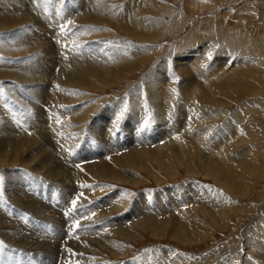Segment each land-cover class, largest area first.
Returning a JSON list of instances; mask_svg holds the SVG:
<instances>
[{"label":"rangeland","instance_id":"374dc122","mask_svg":"<svg viewBox=\"0 0 264 264\" xmlns=\"http://www.w3.org/2000/svg\"><path fill=\"white\" fill-rule=\"evenodd\" d=\"M0 1H6L8 4L6 7L0 6V17L8 20L0 22V26L3 25L0 27V105L7 108L8 104L12 105L17 100L20 102L19 96L13 91L27 86L30 88H28L29 93L26 92L28 97L24 100V104L31 98L36 101V104L29 103L30 107L34 105V108H31L33 111L21 108L20 113L27 116L29 114V118H33V124L24 123L23 127L26 129V126L31 125L32 129L28 128V132L19 129L0 131V140H25L22 141L25 143L17 149L9 148L4 154H0V176L10 175L9 177L14 178H18L20 174L33 176L39 183L45 185L29 191L24 187L27 179L13 183L11 178H7L5 183L7 186L3 185L0 188L6 198L10 194L9 201L4 196L5 202L10 203L12 197L22 195L24 196L22 202L25 205H29L26 197L42 202L43 207H46L44 208L46 211L41 214L43 218L32 216L27 211L23 213L26 212L27 218L31 215L30 219L42 225L44 229L50 228V219L46 218L48 214L52 219L57 214L59 217L67 214L65 210L57 212L52 209L53 206L57 209H67L68 205L73 206L74 200H77L76 206L79 205L83 199L81 193L87 187L94 192L98 191L92 193V200L88 202L93 212H98V204L104 201L106 204L102 209L113 208L111 203L113 196L122 194L119 201L120 208L111 210L103 221L104 224H108L109 229L113 228L110 232L117 229L128 231L121 237L125 239L123 243L113 246L114 244L107 242L102 245L99 252H95L97 257L95 259H100L101 264H264V246H262L264 245V0H91L89 6H86L88 0H77L78 3L76 0ZM15 13H18L17 16ZM14 19L24 22L10 24L9 22ZM68 21L71 23L69 24ZM28 22L36 24L33 26ZM3 23H9L10 27ZM43 25L44 27H41ZM34 28L37 29L36 32ZM23 30L32 31L35 36L34 41L25 45V39L21 38L22 40L17 41L20 42L18 47L11 36L15 33H23ZM77 30L80 31L76 32ZM72 35L78 38L69 42L71 47L80 45L76 49L88 53H93L101 47L104 50L105 62H101L102 70L84 76L87 80L83 82L79 80L78 85L64 86L65 89L62 90L66 91L69 98H73L68 107L54 96L59 101L58 109H62L65 120H69L67 128L61 129L60 124L51 127L45 121L46 114H51V121H55L54 117L57 116L55 111L57 107L51 104L56 99L51 98V95L47 96L43 90L46 88L48 93L51 92V85L48 86L47 83L37 85L36 81L28 80L20 82L14 70L20 65L30 64L38 50L47 52L45 51L47 46L46 50L49 49L47 55L50 53L48 56L50 70L53 72L44 75L49 78V82L54 83L55 76L59 72L56 66L61 64L57 62L62 61V56L59 57L60 53L56 54L61 43L68 42L67 39L70 41ZM2 36L6 38L4 40L7 44ZM46 36H52V39ZM208 52L213 54L211 60L207 59ZM194 60L196 66H193ZM92 66L90 65V69ZM173 77L179 79L175 80ZM38 86L43 88L40 98H36V93L40 91L37 89ZM25 91L24 88L22 92ZM190 91L192 93L195 91V94L191 93V95ZM13 99H17L16 102ZM4 108L0 109V116L3 122H9L6 120L9 112L7 113ZM72 108L90 109L84 123L78 122V118H74L72 113L70 118L67 112ZM112 111L116 114L118 122L107 129V126L101 123L100 116ZM76 113L77 111L74 114ZM145 121L148 122L147 126ZM177 121L174 139L171 141H175L173 145L176 143L180 145L178 146L181 147L180 156L172 149L170 153H168L169 149H161V152L166 153L157 154L154 159L145 155L142 161L130 158L129 151L133 148L151 146L135 145L134 143L142 138L140 135L136 142H133L132 138L130 141L126 140V136L132 131L129 125L133 126L137 122L139 126L141 125V129L155 130L161 125H171ZM232 130H235L240 138H244L243 142H241L242 138H238L240 139L238 142L236 135L232 141L227 140ZM116 131L119 133V139H124L120 149L110 150L107 145L102 149L99 143V152L92 156V160L99 162H109L112 158L122 160L123 168L118 169L128 172L125 179L130 183L122 182L119 175L114 177L111 175V178L113 177L112 179L118 183L110 179L104 180L100 176L94 180L97 182H81L78 171L82 169L84 171L85 166L90 165L88 157L85 161H81L78 157L86 142L85 138L89 136L94 138L102 132L101 135L105 137L103 139L106 142L107 138L113 136ZM28 135L32 136L33 140H49L53 148L46 144L41 146H36L35 143L27 144ZM218 141H223V145H218ZM162 143L168 142L157 138L152 145L157 149L156 146ZM102 144L104 145L103 141ZM39 149L42 150L43 156H46L44 158L46 164L42 166L44 169L41 174L38 173L40 177L33 175L36 174L35 169L39 164V160L35 159L37 157L35 153L37 150L40 151ZM13 151L15 156L12 154ZM244 151L250 153L245 157L246 160L240 158ZM214 155L218 157L214 158ZM214 159L218 163L221 162L220 164L223 162V166L225 163L227 167L224 166L223 170L215 168ZM244 165L252 166L251 174L245 173L248 170ZM228 168L229 172L226 170ZM48 170H55L57 173L49 175ZM61 170L69 174L66 184H62L58 179ZM208 171L212 173L209 174ZM8 187L15 194H11ZM41 188L47 192L55 188L58 198H46L50 196L49 194L40 196ZM178 189L188 191L189 194L193 193L189 195L192 198L187 202L193 201V203L181 209L183 213L169 210V213L163 211L164 213L160 215H147V221L162 222L159 224L161 230L159 236L152 235L150 230L152 225L131 228L135 223L144 224L142 213L148 212L143 205V201L146 200V197H143L144 193L149 194L152 199H159L163 195L162 192H177ZM8 207L12 209L11 203ZM39 207L38 204L34 206L35 209L42 211ZM212 208L213 211L215 210L214 221L208 217ZM178 215H181V220L184 222V231L181 237L175 239L173 226L165 221L171 219L170 222H176L175 218ZM0 220L4 222L6 219L1 215ZM79 220L76 221L78 224L81 222L79 226H82L85 220ZM108 228L103 227V231L108 233ZM60 229L62 230L61 227ZM73 229L70 233L74 235L72 240H68L70 235L49 240L55 250L51 249L50 254L46 256L36 253L38 243V247L31 245V250L18 249L20 251H17L19 252L17 254L21 255L22 259L29 260L31 262L29 264H37L34 263V259H37L39 264L40 262L41 264H80L84 259V252L74 250L73 244L82 242L74 239L76 228ZM187 232L192 234L187 236ZM3 250V254L8 255L11 252L5 249V253Z\"/></svg>","mask_w":264,"mask_h":264},{"label":"bare ground","instance_id":"6f19581e","mask_svg":"<svg viewBox=\"0 0 264 264\" xmlns=\"http://www.w3.org/2000/svg\"><path fill=\"white\" fill-rule=\"evenodd\" d=\"M32 1V0H31ZM77 1V0H76ZM75 1V2H76ZM81 1V0H80ZM84 1V0H83ZM147 1V0H146ZM71 2V1H70ZM74 2V1H73ZM90 2L91 0H88V2L86 3V6H89L90 5ZM78 3V1H77ZM75 3V4H77ZM84 3V2H83ZM58 4V2H57ZM3 6V7H6L8 4L6 1L2 2L0 1V6ZM30 6V5H29ZM70 6V5H68ZM67 7V6H66ZM76 7V5H75ZM78 7V6H77ZM57 8V7H56ZM55 8V9H56ZM79 8V7H78ZM69 9H72L69 7ZM80 9V8H79ZM68 10V9H67ZM85 10V8H84ZM1 11V10H0ZM58 11V10H56ZM64 11V10H63ZM66 11V10H65ZM70 11V10H69ZM76 13V12H75ZM1 14V13H0ZM14 14V13H13ZM16 14V13H15ZM18 14V13H17ZM16 14V16H17ZM3 15V14H2ZM24 15V14H22ZM26 15V14H25ZM65 15V14H63ZM4 16V15H3ZM21 16V15H20ZM30 16V15H29ZM9 17V16H8ZM26 17V16H25ZM66 17V16H65ZM69 17V16H68ZM74 17V16H73ZM12 18V17H11ZM21 18V17H20ZM19 18V19H20ZM67 18V17H66ZM78 18V17H77ZM13 19V18H12ZM22 19V18H21ZM24 19V17H23ZM60 19V18H59ZM8 21L7 18H3V17H0V22H5ZM42 20V19H41ZM61 20V19H60ZM68 20V19H67ZM20 20L18 19H14V21H11L9 22L10 24L14 23V24H18ZM26 21V20H25ZM24 22V21H23ZM23 22H19V23H23ZM37 22V21H36ZM39 22V21H38ZM6 24V23H3L5 26L6 25H9ZM31 24V22H28ZM26 24V23H25ZM29 24V25H30ZM33 24V23H32ZM31 24V25H32ZM36 24V23H34ZM33 24V26H34ZM83 24V22H82ZM46 25H49V24H46ZM3 26V25H2ZM0 26V27H2ZM5 26H4V29H5ZM32 26V27H33ZM36 26V25H35ZM38 26V25H37ZM40 26V25H39ZM79 26V25H78ZM83 26V25H82ZM10 27V25H9ZM41 27H44L41 26ZM19 28V27H18ZM29 28V27H28ZM39 28V27H38ZM8 29V28H7ZM26 29V28H25ZM43 29V28H42ZM85 29V28H84ZM33 30V29H32ZM37 30V29H36ZM35 28H34V31L36 32ZM51 30V29H50ZM42 31V30H41ZM74 31V30H73ZM80 31V30H79ZM78 30L76 32H79ZM32 32V31H31ZM31 32H28V31H24L23 30V33L20 32L19 34H13L11 36V39L14 40L17 44H18V47L19 46V43L20 42H17V41H20L21 38H24V44L28 45V43L31 44L32 40L34 41V33H31ZM14 33V32H12ZM41 33V32H40ZM36 35V34H35ZM44 35V34H43ZM47 35V34H46ZM59 35V34H58ZM84 35V34H83ZM9 36V35H8ZM7 36V37H8ZM37 36V35H36ZM41 37V36H40ZM44 36H42L43 38ZM47 37V36H46ZM52 37V36H51ZM51 37H47V38H51ZM3 38V36H2ZM46 38V39H47ZM55 38V37H54ZM61 38V37H60ZM71 40L69 41V39H67L68 42H64V43H61L60 45V49H59V52L56 54L58 55L59 53V57L60 55L62 56V61H59L57 63H61L60 65H57L56 68H58L59 72H58V75H56V79H55V82H49V78H47L46 75L44 74H49V72L51 71L50 70V65H49V60H48V56L50 55H47L48 53V50H46V47H45V51L47 52H44L42 50H38V52L36 50H33V51H36V55L34 56V59L31 61V63H24L25 65H20V67H16L15 70H14V74L16 75L17 74V78L20 80V82H26L25 80H28L29 82L31 81H36L35 83H37V85H39L40 83H47L49 84L48 86L51 85V92L48 93V89L46 88H42L41 86H38L39 88H37L38 91L36 93V98H40V93H42L41 89H43L45 92H46V95L47 96H50L51 95V98H54V96L58 97L60 100H62L64 102V104H66L67 106L65 107H68V105H70V103H72V99L73 98H69L68 97V94L66 93V91L62 90V89H65V85L67 84H75V85H78V81L80 80L81 82L87 80L84 76L90 74L91 72H95V71H100L102 70L103 68V63L101 62H105V59H104V50L99 47L97 49V51L93 52V53H88L87 51L85 50H77L76 47L80 46V45H77L75 48L71 47L69 42L72 41V39H76L78 38V36L76 35H72L71 37ZM6 40V38H3V40ZM52 39V38H51ZM84 39V38H83ZM4 40V42H5ZM9 40V39H8ZM22 40V39H21ZM42 40V39H41ZM57 40V39H56ZM50 41V40H49ZM55 41V40H54ZM63 41V39H62ZM61 41V42H62ZM81 41V40H79ZM3 42V43H4ZM10 42V41H8ZM23 42V41H21ZM44 44H45V40L43 41ZM48 42V41H47ZM56 42V41H55ZM54 42V43H55ZM58 42V41H57ZM73 42V41H72ZM7 44V41L5 42ZM60 43V42H59ZM75 43H78V42H75ZM88 43V42H87ZM5 44V45H6ZM11 44V43H10ZM9 44V45H10ZM14 44V43H13ZM16 44V45H17ZM43 44V43H42ZM47 44V43H46ZM74 44V43H73ZM37 45H38V42H37ZM55 45V44H54ZM24 46V45H22ZM40 46V44H39ZM49 46V45H48ZM95 46V45H94ZM102 46V45H101ZM9 47V46H8ZM7 47V48H8ZM28 47V46H27ZM26 47V48H27ZM31 47V46H29ZM51 46H49L50 48ZM54 47V46H52ZM56 47V46H55ZM96 47V46H95ZM103 47V46H102ZM22 48V47H21ZM20 48V49H21ZM33 48V47H32ZM41 48V46H40ZM38 48V49H40ZM48 48V47H47ZM18 49V48H17ZM31 49V48H29ZM52 49V48H50ZM58 49V48H56ZM80 49V48H78ZM86 49V48H85ZM22 50V49H21ZM21 50H18V51H21ZM55 50V49H54ZM93 50V48H92ZM29 51V50H28ZM51 52V51H50ZM53 52V51H52ZM55 52V51H54ZM91 52V51H90ZM202 53V52H201ZM106 54V53H105ZM111 55V54H110ZM109 55V56H110ZM118 55V54H117ZM121 55V54H120ZM53 56V55H51ZM196 56V55H195ZM58 58V57H57ZM199 58V57H198ZM201 58V57H200ZM118 59V58H117ZM124 59V58H123ZM197 59V58H196ZM55 60V59H53ZM104 60V61H103ZM121 60V59H119ZM57 61V60H56ZM199 60H197L198 62ZM202 61V60H201ZM5 62V61H4ZM3 62V63H4ZM20 63V62H19ZM56 63V64H57ZM195 60H194V64L193 66H196L195 65ZM93 65L90 69V65ZM197 64V63H196ZM52 65H54L52 63ZM182 65V64H181ZM185 65V64H184ZM191 65H192V62H191ZM11 66V65H10ZM88 66V67H87ZM240 66V65H238ZM237 66V67H238ZM52 67V66H51ZM236 67V66H235ZM74 68V69H73ZM216 68V67H215ZM239 68V67H238ZM22 69V70H21ZM54 69V68H53ZM56 70V69H55ZM214 70V69H213ZM213 70L211 72H213ZM13 71V70H12ZM20 71H23V73H21ZM200 71V70H199ZM3 72V71H1ZM53 72V71H51ZM201 72V71H200ZM12 73V72H11ZM102 74V73H100ZM210 74V73H209ZM211 74H214V73H211ZM216 74V73H215ZM240 74V73H239ZM29 75V76H28ZM41 75V76H40ZM96 75V74H95ZM199 75V74H198ZM203 75V74H201ZM210 76V75H209ZM102 77V76H101ZM188 76H186L187 78ZM190 77V76H189ZM201 77V76H200ZM207 77V76H206ZM212 77V76H211ZM226 77V76H225ZM224 77V78H225ZM204 78V77H203ZM221 78H223L221 76ZM202 80V79H201ZM210 80V79H208ZM207 80V81H208ZM218 80V79H217ZM253 80V79H252ZM251 80V81H252ZM27 81V82H28ZM48 81V82H47ZM245 81V80H244ZM188 82V81H187ZM246 82V81H245ZM249 82V81H248ZM205 83V82H204ZM53 84V85H52ZM249 84V83H248ZM36 85V86H37ZM43 86V85H42ZM248 86V85H247ZM251 86V85H250ZM44 87V86H43ZM74 87V86H73ZM75 87H79V86H75ZM25 88V92H22V90ZM28 88H30L29 86L27 87H23L19 90H15L13 91V93L17 96H19L18 98L20 99V102L17 100V102L14 100V102L16 103H13L12 105H9L8 104V107L7 108H4V106L2 107L0 105V109L4 108L6 110V112L8 113L6 116L8 117V120L9 122H3L4 120L1 118L0 116V131L3 130V129H6V130H11V129H15V130H26L27 132L29 131V129L31 128L32 129V126H26V129L23 128L24 127V123L26 124H33V118H29V114L27 116L26 115H20L21 113V108H27L28 110H31L33 111L31 108H34V105H32L33 107H30L31 105H29V103H34L36 104V101L35 99L33 100H26L27 103L24 104V100L28 97L26 95V92H28ZM82 88V87H81ZM251 88V87H250ZM184 89V88H183ZM186 90V89H185ZM190 90V89H189ZM189 90H187L189 92ZM31 93H32V89L30 90ZM186 91V92H187ZM196 91V90H195ZM195 91L194 93H192L190 91V94H195ZM187 92V93H188ZM199 92V91H198ZM20 93H23L22 95H20ZM29 93V92H28ZM197 93V91H196ZM45 94V93H44ZM191 94V95H192ZM186 95V94H185ZM198 96V94H196ZM200 95V94H199ZM196 96V97H197ZM201 96V95H200ZM209 96V95H208ZM184 97V96H183ZM211 97V96H210ZM6 98V97H5ZM212 98V97H211ZM3 99V98H2ZM56 99L55 102L51 103L54 107H57L55 109V111L57 112V116L54 117L55 118V121H51L50 120V115L49 114H46L45 115V121H46V124L48 126H53L54 124L56 125H61V129H66L67 128V122L69 120H65V117H64V112L62 109H58L59 106H57V104L59 103V101L57 100V98H54ZM53 99V100H54ZM79 99V98H78ZM210 99V98H209ZM0 100H1V97H0ZM213 101V100H212ZM11 102V101H10ZM214 102V101H213ZM38 103V102H37ZM28 104V105H27ZM27 105V106H25ZM169 105V104H168ZM218 106V105H217ZM15 110V111H14ZM16 111L18 113H16ZM77 111L76 114H74L75 112ZM182 111V110H181ZM53 112V111H52ZM51 112V113H52ZM89 112H90V109L89 108H86L85 110H80V108H72L69 112H67V114H69L70 118H71V114L72 113V116L74 118H78V122H83L84 123V120L85 118L87 117V115H89ZM104 112V111H103ZM109 112V111H108ZM105 113V112H104ZM184 113V112H183ZM3 114V112L1 113ZM33 114V113H32ZM74 114V115H73ZM103 114V113H102ZM53 115V114H52ZM116 114H114V112L112 111V113H108L107 115L105 116H100V120H101V123L104 125V126H107V129H109L110 127H113L115 126V124L118 122L117 118L115 117ZM5 116V115H4ZM5 118V117H4ZM52 119V118H51ZM179 120V119H178ZM181 120V119H180ZM77 121V120H76ZM75 121V122H76ZM40 122V121H38ZM37 123V122H36ZM70 123V122H69ZM99 123V124H101ZM73 124H76V123H73ZM106 124V125H105ZM178 124V121L175 122L174 124H169V125H161L160 128L158 129H155V130H152L151 128H144V131L141 132V128L140 126L138 125V123L136 122L135 125L131 126L129 125L130 127H132V131L131 133H129L127 136H126V140L130 141V138H132V141L133 142H136L137 139L139 138V135L142 136V138L140 140H138L136 143H134L135 145H150L151 147H135L133 148L131 151H129L130 153V158H133V159H137L139 161H142L144 155L147 157H151L154 159V157H157V154H160V153H166V152H161V149H169V152L171 151V149L177 154L180 156V148L181 147H178L180 145H177V143L175 145H173L172 142L173 139H174V135L175 134V128ZM183 124V123H182ZM181 124V125H182ZM23 125V126H22ZM41 125L42 127H44V124L43 122H41ZM55 125V126H56ZM188 125V124H187ZM72 126V125H71ZM84 126V125H83ZM80 127V126H78ZM29 128V129H28ZM39 129L41 128L38 127ZM157 128V127H156ZM95 130V129H94ZM101 130V129H100ZM33 132V131H32ZM127 132H129V130L127 129ZM30 133V132H29ZM28 133V134H29ZM41 134V133H40ZM101 134H103L101 132ZM101 134H98L96 135L94 138L92 137H88V138H85L86 139V142L84 144V147H83V150L82 152L80 153V155L78 156L80 158L81 161H85V158L88 157L90 159V161H88V164L90 163V165H87L85 166L84 168V171L82 170H79L78 173H75V174H78L79 175V179L81 182H86V183H93V182H97V181H94L96 180L99 176L104 179V180H107V179H110L112 182H117L115 180H113L112 178L116 175H119L120 176V179L122 180V182H128V179H125L127 178V173L128 172H125V171H121L119 170L118 168H123L122 166V160L121 161H118L117 159L115 158H112L109 162H99L98 160H92V156H95L98 152H99V143H100V146L102 147V149L104 148L105 145H107L110 150H116L118 151L121 147V144L124 142L122 140L119 139V133L116 131L113 133V136H110L107 138V141L105 142V140ZM230 138H226L227 140H231L236 136L237 137V141L239 142L240 138L239 137V134L237 135L236 131L235 130H232L230 133ZM42 135V134H41ZM21 136V134H20ZM57 137V135L55 136ZM173 137V138H172ZM158 139H164L166 140L168 143H165L160 146H156L157 149L155 148L154 145V142ZM181 138V137H180ZM238 138H240L238 140ZM36 139V138H35ZM172 140V141H171ZM244 138H242V141L243 142ZM22 141H25V140H21V139H16V140H0V154H4L9 148H13V149H17L18 147H20L22 144H24L25 142H22ZM102 141L104 143V145L102 144ZM163 141V140H162ZM6 142V143H5ZM161 142V141H160ZM235 142V141H234ZM26 143L27 144H32V143H35L36 146L39 145H49L51 148H53V145L52 143L49 141V140H40V139H36V140H33L32 136L28 135L27 136V140H26ZM153 144V145H152ZM239 144V143H237ZM218 145H223V141H218ZM236 145V144H235ZM235 147V146H234ZM88 148V150H87ZM233 148V147H232ZM107 149V148H106ZM219 149V148H218ZM40 150V149H39ZM98 150V151H97ZM124 150V149H123ZM144 150V151H142ZM11 151V150H10ZM93 152V153H92ZM122 152V151H121ZM93 155H92V154ZM182 153V152H181ZM185 153V151H184ZM13 156H15V151H13ZM36 158L35 159H38L39 160V164L38 166L36 167L35 171H36V174L34 173L33 175H36V176H39L40 175L38 173H40L41 171H43V165L46 164L45 163V160L43 156V152L42 150L40 151H36ZM247 154L250 155V153H248V151H244V153H242L240 155V158L241 159H245V157L247 156ZM1 156V155H0ZM185 156V155H184ZM3 157V156H2ZM35 157V156H33ZM97 157V156H96ZM186 157V156H185ZM214 158H217L218 156L214 155L213 156ZM249 157V156H248ZM34 159V158H33ZM221 161H222V158H220ZM246 160V159H245ZM87 161V160H86ZM214 163L215 164V168H219L220 170H223L224 166H225V163H224V166L220 163H218L215 159H214ZM3 162V161H2ZM34 162V160H33ZM206 162V161H205ZM209 162V161H208ZM30 163V162H29ZM252 163V162H251ZM245 164V163H244ZM67 165V164H66ZM214 165V164H213ZM252 165V164H251ZM61 166V165H60ZM69 166V165H67ZM206 166V165H205ZM223 166V167H222ZM245 166V165H244ZM35 167V166H34ZM33 167V169H34ZM45 167V166H44ZM71 167V166H69ZM210 167V165H209ZM227 167V166H225ZM249 167V168H248ZM252 166L248 165V166H245V168L248 170H246L247 174H251L252 173ZM80 168V167H79ZM52 169V168H51ZM225 169V168H224ZM92 170V171H91ZM227 172H229V168L226 169ZM81 171V172H80ZM11 172V171H10ZM46 172V171H44ZM209 172V171H208ZM215 172V171H214ZM231 172V171H230ZM240 172V171H239ZM242 172V171H241ZM240 172V173H241ZM12 173V172H11ZM55 173H57L55 170H48V174L49 175H54ZM212 173V172H211ZM209 172V174H211ZM216 173V172H215ZM218 173V172H217ZM238 173V172H237ZM244 172H242L243 174ZM244 173V174H245ZM13 174V173H12ZM18 174V173H17ZM16 174V175H17ZM41 174V173H40ZM123 174V175H122ZM221 174V173H220ZM219 174V175H220ZM228 174V173H227ZM241 176H244L242 175ZM254 174V173H253ZM19 175V174H18ZM17 175V176H18ZM77 175V176H78ZM111 175H113V177L111 178ZM222 175V174H221ZM238 175V174H237ZM236 175V176H237ZM246 175V174H245ZM10 175H5L4 176V187L7 186V184L5 185V183H7V178H11L13 180V183H19V182H22L21 180H24L26 181L25 179H27V183H25V188L29 189L30 190H34V189H37L38 187H42V186H45L41 183H39L37 181V179L33 176H23L20 174V176L17 178V177H9ZM57 176V175H55ZM75 176V175H74ZM82 176V178H81ZM133 176V175H132ZM216 175L214 174V177ZM228 176V175H226ZM240 176V175H239ZM69 177V174L67 173V171H62L61 170V174L60 176L58 177L59 180H61L62 184H66V179ZM220 177V176H219ZM229 177V176H228ZM17 178V179H16ZM57 178V177H56ZM73 178V177H72ZM218 178V177H217ZM223 178V177H221ZM19 179V180H18ZM47 179V178H46ZM55 179V178H54ZM57 179V180H58ZM219 179V178H218ZM49 180H52L51 178H49ZM58 180V181H59ZM223 180V179H222ZM232 180V179H231ZM219 181V180H218ZM221 181V180H220ZM50 182V181H49ZM56 182V181H54ZM60 182V181H59ZM58 182V183H59ZM71 182V181H70ZM70 182H69V185H70ZM228 182V181H227ZM23 183V184H24ZM118 183V182H117ZM223 183V182H222ZM2 185V186H3ZM18 185V184H17ZM134 185V184H133ZM194 185V184H193ZM226 185V183H225ZM47 187V186H46ZM1 188V187H0ZM83 188H86V187H83ZM227 188V187H226ZM9 189V187H8ZM11 189V188H10ZM9 189V190H10ZM58 189V188H57ZM81 189V188H80ZM94 189V188H93ZM25 190V189H24ZM42 190V193L40 194L41 195H50V196H47L46 198L48 199H57L58 195H56L55 191L56 189L53 188V191L52 190H49L48 192L45 191V189ZM95 190V189H94ZM2 190L0 189V193H3L1 192ZM11 191V194H15V193H12L13 190H10ZM17 191V189H16ZM28 191V192H29ZM37 191V190H36ZM39 191V190H38ZM58 191V190H57ZM81 191V190H80ZM175 191V190H174ZM21 192V191H20ZM95 192L97 193L98 191L95 190ZM94 191H92L90 189V187H87L86 189H84V192L82 193V196H83V199L81 200L82 202L79 203V205H77L75 208L72 206V205H68L67 209H57L56 207H52V209L56 210L57 212L58 211H66V215L65 216H61L59 217V215L57 214L53 219L51 217H49L47 215L46 218L50 219L49 220V224H50V228L48 227H45L44 229L42 228L43 226L38 224L37 222H34V220H31L30 219V216L27 218L26 217V212L23 213L24 211H27L29 212L30 214L35 215V216H41L42 213H44L43 211H46L44 208L46 207H43V205L41 203H39L38 201H36L34 198H28V203L29 205H25L23 202H22V197H24L23 195L21 197H12L11 199L13 200H10V203L12 205V209H9V204L8 201V197H10V194L7 196L6 198V195L2 194L0 195V219H1V215L6 219L4 222H2L0 220V242H3V244H5L6 246H11V248H4L3 251L8 250V251H11L12 254H3L2 251H0V264H20V261H21V264H29L31 263L29 260H24L22 259L21 255H18L17 251H20L22 248L23 250H28V248L30 249V246L31 245H36L39 247L36 249V253H42L44 254L45 256L50 252L51 249L55 250L54 249V246L52 243H50L49 240L52 241V239L54 238H59L61 236H66L70 235V238L68 240H72V233L74 231L73 228H76V236L74 239H77V240H80L82 243H77V244H73L75 246V251H80V252H84V256H83V261L80 262V264H101V261L100 259L97 260L95 258H97L95 256V252H99L102 245L106 244L107 242H111L112 244H114L113 246H117L119 243H123V241H125V239L121 238L122 235L125 233H127V231H124V229H117L115 230L116 233L114 234L115 231H112L110 232V229H113V228H108V224H104V221L103 219L105 218V215L106 214H109L111 210H115L116 208L119 207V201L121 200V195L122 194H117V195H114L113 196V199L111 200V203L113 204V208H104L102 209V206H105V201L101 204H98L99 206L97 207L98 209V212H93L92 209L89 207V204L88 202L92 200V193H95ZM9 193V192H8ZM60 193V192H58ZM20 194V193H19ZM38 194V193H37ZM162 196L161 198H154L152 199L150 196H148L149 194L147 193H144L143 194V197H146V200L143 201V205L144 207L146 208V213H142L144 216V219L143 222L144 224L140 223L141 225L135 223L134 225L131 226V228H140L142 227L143 225H152L153 227L150 229L152 231V235L154 236H159L161 234V230L159 229V224L162 223V222H157L156 220L154 222H150V221H147V215H160L162 213H169L170 211L169 210H173L174 211H180L183 213V211H181V209H183L185 206H188L190 205L192 202H189L187 203L190 198H192L191 196L189 195H193V193L189 194L188 191H182V190H179L177 192H171V193H167V192H162ZM60 195H62L60 193ZM185 195H188V196H185ZM4 196L6 198V200H8L7 202H5V199H4ZM14 196V195H13ZM34 196V195H33ZM63 196V195H62ZM35 197V196H34ZM197 197V196H196ZM18 198H20V200H18ZM82 198V197H81ZM112 198V197H111ZM194 198V197H193ZM42 199V198H41ZM115 200V202H113ZM19 201H21L22 203H20ZM77 201V200H76ZM45 202V201H44ZM49 202V201H48ZM53 202V201H52ZM57 202V201H56ZM100 202V201H99ZM8 203V204H7ZM51 203V202H50ZM62 203V202H61ZM64 203V202H63ZM198 204V202H196ZM36 204H38L40 207V209H42V211H39L37 210V208L35 209L34 206H36ZM49 204V203H48ZM47 206H50L48 205ZM52 204V203H51ZM213 204V202H212ZM64 205V204H62ZM141 205V204H140ZM216 205V204H215ZM91 206V205H90ZM62 207V206H61ZM65 208V206H63ZM62 207V208H63ZM217 207V206H216ZM38 208V209H39ZM48 208V207H47ZM59 208V207H58ZM120 208V207H119ZM211 208V207H210ZM96 209V210H97ZM219 209H221L219 207ZM51 210V209H50ZM53 211V210H51ZM108 211V212H107ZM137 211V210H136ZM164 211V212H163ZM203 211V210H202ZM208 211V210H207ZM48 212V211H47ZM133 212V211H132ZM135 212V211H134ZM215 210L213 211V208L212 210H209V219L211 221H214L215 219ZM52 213V212H51ZM223 213V212H221ZM53 214V213H52ZM179 214V213H178ZM207 214V215H208ZM131 215V214H130ZM220 215H218L219 217ZM223 216V215H222ZM42 217V216H41ZM217 217V216H216ZM43 218V217H42ZM220 218V217H219ZM218 218V219H219ZM79 219H84V223H82V226H78L77 227V222L76 220H79ZM133 219V218H132ZM156 219V217H155ZM223 219V218H222ZM102 220V221H100ZM176 222H170L171 219L169 220H166L165 222L167 223H171V225L173 226V230H174V238L175 239H178L179 237L182 236L183 234V231H184V222L183 220H181V215H178L176 218H175ZM80 221V220H79ZM145 221H146V224H145ZM223 221V220H222ZM41 222V221H40ZM42 222H43V219H42ZM41 222V224H42ZM83 222V221H82ZM114 222V221H113ZM125 222V221H123ZM218 222V221H217ZM221 222V221H220ZM47 223V221H46ZM81 222H79L80 224ZM120 223V222H119ZM214 223V222H213ZM218 224V223H217ZM126 225V224H125ZM60 227L62 228V230L60 229ZM103 227L104 228H108L109 229V232L106 233L103 231ZM115 227V226H114ZM120 227V226H119ZM73 229V230H72ZM126 229V228H125ZM72 230V232H71ZM105 230V229H104ZM140 230H145V229H140ZM173 232V231H172ZM28 233V234H26ZM43 233V235H42ZM75 233V232H74ZM73 233V234H74ZM124 234V235H125ZM129 234V233H128ZM137 234V233H136ZM190 234H192V232H187V236H189ZM123 235V236H124ZM117 236V237H116ZM37 240V242H35V238ZM67 237V238H68ZM133 239V238H131ZM57 240V239H56ZM34 241V242H33ZM122 241V242H121ZM38 243V245H37ZM70 243V242H69ZM110 243V244H111ZM44 244V245H43ZM101 244V245H99ZM41 245H43L41 247ZM66 245V244H65ZM79 245H81V248H79ZM97 245H99V247H97ZM53 246V247H52ZM106 246V245H105ZM111 246V245H110ZM264 246V245H262ZM72 247V246H71ZM112 247V246H111ZM34 248V247H33ZM20 249V250H18ZM32 249V248H31ZM30 249V250H31ZM6 253V251H5ZM50 254V253H49ZM99 256V254H97ZM18 256V258H17ZM79 256V255H78ZM264 256V255H263ZM49 257V256H47ZM17 258V259H16ZM73 258V257H72ZM3 259V260H2ZM45 259H47L45 257ZM33 260V259H32ZM49 260V259H48ZM97 260V261H95ZM264 260V258H263ZM29 261V262H28ZM33 261H35L34 263H37L39 264L38 260L37 259H34ZM68 262V261H67ZM42 262H40L41 264ZM45 264V263H44ZM47 264V263H46Z\"/></svg>","mask_w":264,"mask_h":264},{"label":"snow or ice","instance_id":"6c2138e0","mask_svg":"<svg viewBox=\"0 0 264 264\" xmlns=\"http://www.w3.org/2000/svg\"><path fill=\"white\" fill-rule=\"evenodd\" d=\"M68 23L70 24L71 23V21H68ZM62 30H63V28H62ZM213 58V54H212V52H208L207 53V59L208 60H211ZM205 67H206V65H205ZM175 80H178L179 79V77H173ZM125 111H127V106H125ZM121 116H122V114H121ZM121 117H118V119H120ZM148 125V122L147 121H145V126H147ZM144 129L142 128L141 129V131H143ZM3 183H4V177L3 176H0V187H2V185H3ZM0 195H2V193H0ZM81 195H82V193H81ZM73 207L75 208V206H76V201L74 200L73 202ZM79 226V224H78V222H77V227ZM7 246L5 245V244H3V242H0V251H2L4 248H6ZM249 259H252L251 257H249Z\"/></svg>","mask_w":264,"mask_h":264}]
</instances>
